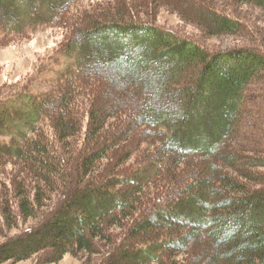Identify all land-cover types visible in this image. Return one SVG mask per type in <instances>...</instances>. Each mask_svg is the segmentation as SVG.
<instances>
[{"label": "trees", "instance_id": "obj_1", "mask_svg": "<svg viewBox=\"0 0 264 264\" xmlns=\"http://www.w3.org/2000/svg\"><path fill=\"white\" fill-rule=\"evenodd\" d=\"M80 1L0 0V44L71 30L50 90L0 94V177L22 167L5 222L45 218L10 237L0 263L104 249L103 264H264V46L212 50L128 1L76 17ZM194 2L200 22L250 30ZM156 66L175 107L145 71Z\"/></svg>", "mask_w": 264, "mask_h": 264}, {"label": "rangeland", "instance_id": "obj_2", "mask_svg": "<svg viewBox=\"0 0 264 264\" xmlns=\"http://www.w3.org/2000/svg\"><path fill=\"white\" fill-rule=\"evenodd\" d=\"M123 1H128L131 7L134 5L140 13V16L145 20H154L161 25L181 32L185 36L200 40L212 50L220 51L245 46H257V48L260 45L264 46V8L246 1L202 0L213 7L232 11L247 21L249 29L251 30L247 34L220 32L218 28H212L198 21L194 18L195 16L190 9V6L191 8L197 7L194 0L190 1L188 6L185 5L186 2L184 0H181L184 1L183 3L175 0H81L75 10L76 17H80L83 12H90L92 14V12H95L102 5L108 3L120 4ZM136 15L133 17H136ZM70 31L68 27L56 26L42 29L29 38L0 44V94L9 93L13 89L20 91L28 88L50 90L54 84L51 80L58 78L59 72L65 67L67 68L71 62V59L64 56L65 52L62 51V45L66 43ZM158 69V66L149 67L145 71H148V74H151V76L157 79L158 84L163 88L164 92H170L168 95V104L170 107H175L178 101L176 102L170 86L158 80L159 75L156 74ZM120 80V75H117L114 80L116 82V86L114 85L115 93H112L111 100L118 97L124 89L121 86L122 83ZM109 82L111 83V81ZM105 94L106 92L102 93L100 97H104ZM136 137L137 142L138 140L146 139V136H143L140 130L136 131ZM21 168L17 164L11 165L10 172L2 174L0 177V248L10 237L21 234L28 227L40 225L42 220L45 219L42 216L31 217L26 220L21 217L17 221L18 227L16 228L9 226L10 224L5 222L4 203L2 200H5L4 197L6 199L13 197V203L18 205L20 200L17 198L19 195L16 189L17 184L13 180V173L21 171ZM58 197L56 196L55 201H57ZM55 201L54 203H56ZM49 204H52V201ZM46 211L48 214L50 209H46ZM116 231L119 232L121 229L117 228ZM101 251L102 253L93 255H88L86 252L74 251L63 258L51 252L42 253L21 262L8 261L3 264H103L107 253L104 249ZM195 259L196 257L188 258L187 262L190 261L189 264H194ZM117 264H124V262L120 260Z\"/></svg>", "mask_w": 264, "mask_h": 264}]
</instances>
